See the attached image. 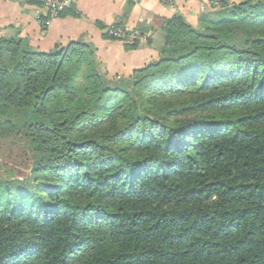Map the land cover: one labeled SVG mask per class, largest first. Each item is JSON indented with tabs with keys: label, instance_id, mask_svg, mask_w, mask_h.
<instances>
[{
	"label": "trees",
	"instance_id": "trees-1",
	"mask_svg": "<svg viewBox=\"0 0 264 264\" xmlns=\"http://www.w3.org/2000/svg\"><path fill=\"white\" fill-rule=\"evenodd\" d=\"M206 13L111 77L0 35V264H264V0Z\"/></svg>",
	"mask_w": 264,
	"mask_h": 264
},
{
	"label": "crops",
	"instance_id": "crops-1",
	"mask_svg": "<svg viewBox=\"0 0 264 264\" xmlns=\"http://www.w3.org/2000/svg\"><path fill=\"white\" fill-rule=\"evenodd\" d=\"M59 2L76 11V15L58 16L44 28L40 25V16L46 11L39 10L25 0H0V22H13L19 27L21 35L30 38L33 47L40 50L52 48L55 42L63 44L78 38L85 39L95 47L99 59L109 69L131 70L142 65L154 54L152 47L140 46L125 51L123 43L103 35L104 29L113 24L132 30L137 29L151 34L156 30L154 22L185 8L177 0L173 8L164 5L161 0H41ZM184 6V7H183ZM9 24V23H8Z\"/></svg>",
	"mask_w": 264,
	"mask_h": 264
},
{
	"label": "rangeland",
	"instance_id": "rangeland-1",
	"mask_svg": "<svg viewBox=\"0 0 264 264\" xmlns=\"http://www.w3.org/2000/svg\"><path fill=\"white\" fill-rule=\"evenodd\" d=\"M161 2L169 8H173L176 0H168L165 2L163 0H161ZM181 2L184 6L185 5H187V6L185 8H178L177 12L171 14L170 16H168L166 18L172 17L175 14H182L185 17V19H187L190 23H196V24H199L200 22L203 24H205V23L208 24L210 22L214 23V22H218L220 20L219 15L208 14V13L204 14L206 8L208 7V4L211 3V0H181ZM42 3H43V5H35L36 7L39 8V10H43V11L45 10L46 11L42 15L43 19H41V21H40L41 28H42V25L44 27H46L51 22L52 19L58 17L56 15L55 17L51 18L50 14H49L50 13L49 5H47L45 2H42ZM177 3H178V0H177ZM160 21L161 20H156L154 22V26H155L156 30H154L153 33H151V34L144 33V32L137 30V29H132V30L126 29L127 31H132V32L138 33L139 36L137 35L133 38L130 37V34H121V36H113L109 32V28H107V29H104L103 35L106 34L109 37L108 36H105V37L112 39V40H115V41H118L120 43H123V47H124L125 51L135 50L140 46L147 47V45H148L150 48L152 47V51L154 54L152 55V57H149L148 60H146L142 64V65H144L148 61L157 58V55H158L157 47L159 46L161 38H162V24ZM111 26L121 27L118 24H113ZM121 28H123V27H121ZM18 29H19V27L17 25H14V23L12 21L11 22H7V21L6 22H2V21L0 22V35L11 34L15 31H18ZM80 39H82V38H80ZM82 40L84 42H86L87 44L91 45V43H89L85 39H82ZM135 42L137 43L136 47L126 49L124 46V43H135ZM61 44H63V43H61ZM34 49L37 50V48H35V47H34ZM94 49H95V47H94ZM95 54H96V50H95ZM96 56H97V54H96ZM97 59L102 63V65L106 71V75L108 77L116 76V74L122 75V74H125V73L130 71V70H127V71L123 70V71L119 72L120 70L118 71L116 69H109L105 66V64H103V62L99 59L98 56H97ZM142 65H139V66H142ZM135 67H138V66H135Z\"/></svg>",
	"mask_w": 264,
	"mask_h": 264
},
{
	"label": "built area",
	"instance_id": "built-area-1",
	"mask_svg": "<svg viewBox=\"0 0 264 264\" xmlns=\"http://www.w3.org/2000/svg\"><path fill=\"white\" fill-rule=\"evenodd\" d=\"M163 1L165 2V1H168V0H163ZM46 4L49 5V8H50V13H49L50 17L51 18L55 17L57 15V9L61 7V4L59 2H54V1L49 2V3L47 2ZM109 32L113 36H121V34H130L131 38H133V37L138 35V33H136V32L127 31L125 28H121V27H118V26H110L109 27Z\"/></svg>",
	"mask_w": 264,
	"mask_h": 264
}]
</instances>
